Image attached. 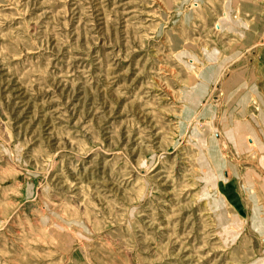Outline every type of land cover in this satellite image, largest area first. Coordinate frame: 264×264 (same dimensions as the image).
<instances>
[{"label":"rangeland","instance_id":"rangeland-1","mask_svg":"<svg viewBox=\"0 0 264 264\" xmlns=\"http://www.w3.org/2000/svg\"><path fill=\"white\" fill-rule=\"evenodd\" d=\"M0 264H264V0H0Z\"/></svg>","mask_w":264,"mask_h":264},{"label":"bare ground","instance_id":"bare-ground-1","mask_svg":"<svg viewBox=\"0 0 264 264\" xmlns=\"http://www.w3.org/2000/svg\"><path fill=\"white\" fill-rule=\"evenodd\" d=\"M204 89H205L204 84H201V85L196 86V87H195V92H194L195 97H194V99L192 98V100H193V101L196 100V98L198 97V95H199L200 93H202V92L204 91ZM217 165L220 166V164H217Z\"/></svg>","mask_w":264,"mask_h":264}]
</instances>
